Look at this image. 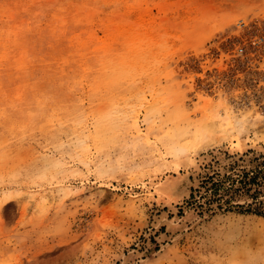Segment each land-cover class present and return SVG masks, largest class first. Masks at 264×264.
<instances>
[{
  "label": "rangeland",
  "instance_id": "obj_1",
  "mask_svg": "<svg viewBox=\"0 0 264 264\" xmlns=\"http://www.w3.org/2000/svg\"><path fill=\"white\" fill-rule=\"evenodd\" d=\"M250 150L264 0H0V264H264V216L189 200Z\"/></svg>",
  "mask_w": 264,
  "mask_h": 264
},
{
  "label": "trees",
  "instance_id": "obj_2",
  "mask_svg": "<svg viewBox=\"0 0 264 264\" xmlns=\"http://www.w3.org/2000/svg\"><path fill=\"white\" fill-rule=\"evenodd\" d=\"M248 162L250 169L240 167V157L221 166L209 164L197 188H191L189 200L201 211L230 210L240 207L243 212L264 216V152H254ZM240 200L245 201L239 204Z\"/></svg>",
  "mask_w": 264,
  "mask_h": 264
},
{
  "label": "bare ground",
  "instance_id": "obj_3",
  "mask_svg": "<svg viewBox=\"0 0 264 264\" xmlns=\"http://www.w3.org/2000/svg\"><path fill=\"white\" fill-rule=\"evenodd\" d=\"M4 35V34H3ZM24 64V63H23ZM25 83V82H24ZM18 89V88H17ZM30 101V100H29Z\"/></svg>",
  "mask_w": 264,
  "mask_h": 264
}]
</instances>
